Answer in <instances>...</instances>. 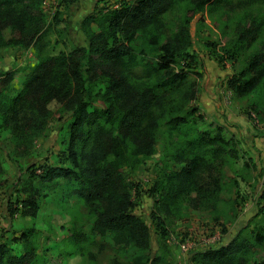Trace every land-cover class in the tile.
<instances>
[{
    "label": "trees",
    "instance_id": "obj_1",
    "mask_svg": "<svg viewBox=\"0 0 264 264\" xmlns=\"http://www.w3.org/2000/svg\"><path fill=\"white\" fill-rule=\"evenodd\" d=\"M216 1L184 0L180 27L171 31L164 19L177 0H122L115 7L89 12L81 22L88 44L39 57L19 93L1 109L4 123L14 126L13 114L20 106L23 114L25 106L29 107L37 117L31 122L33 129L47 124L49 101L59 100L71 109L66 146L58 162L42 164L39 171L33 168L30 173L42 185L63 181L66 196L86 203L95 229L108 233L118 248L134 251L130 264H160L161 256L150 252V226L133 210L123 167L135 168L151 157L159 131L166 138L175 137L169 155L180 167L162 169L147 190L157 193L156 207L167 211L181 199L192 201V190L197 201L210 200L219 182L213 169L221 171L222 163L238 155L232 136L200 129L197 108L176 102L188 73L172 64L178 58H189L188 68L194 64L195 55L188 50V24L194 13ZM34 10L26 0H0V47L26 46L39 39L44 19ZM263 22L264 14L253 20L251 28L243 29L229 47H223V52L235 59L258 36ZM92 23L99 26L98 31L92 30ZM213 57L220 61L223 55ZM140 65L145 68L143 74L135 73ZM263 73L261 50L232 74L229 87L239 95L251 93ZM188 97H194L193 91ZM260 97L264 101V96ZM262 101L250 104L261 119ZM21 132L19 128L17 140L22 138ZM40 196V190L34 188L23 198L16 196L15 202L35 213ZM9 205L11 213L18 208ZM151 216L157 220L162 240L166 236L164 220L154 211ZM22 235L27 238L26 233ZM263 241L264 227L256 225L249 235L238 232L225 244L197 251L193 264H249L255 246ZM35 254L30 249L11 253L5 243L0 244V264H30ZM252 264H264V258Z\"/></svg>",
    "mask_w": 264,
    "mask_h": 264
},
{
    "label": "rangeland",
    "instance_id": "obj_2",
    "mask_svg": "<svg viewBox=\"0 0 264 264\" xmlns=\"http://www.w3.org/2000/svg\"><path fill=\"white\" fill-rule=\"evenodd\" d=\"M26 1L35 8V15L41 12L44 19L39 39L26 46L0 47V244L5 243L15 254L32 250L36 254L30 264H130L134 251L118 248L108 233L95 229L88 206L77 197L66 196L63 181L42 185L30 173L33 168L39 171L42 164L58 162L66 146L71 109L59 100L49 101L48 122L37 129L31 127L37 118L35 111L27 106L26 113L20 106L13 114L14 126L6 125L1 113L5 102L19 93L39 57L87 45L81 28L84 16L98 8L115 7L122 0ZM183 2L177 0L166 13L167 31L180 27ZM263 14L264 0H217L194 13L188 24V50L195 55L194 64L188 68L189 58H178L172 64L188 73L176 102L195 106L200 129L211 133L220 130L232 136L238 147V155L222 163L221 171L213 169L219 182L210 200L197 201L192 190V201L181 199L167 211L156 207L157 193L147 190L162 169L169 171L181 165L169 155L175 137L166 138L161 131L156 134V150L151 157L135 168L125 165L122 169L123 180L132 193L133 210L149 224L150 252L161 256L160 264H193L197 251L225 244L238 232L249 235L256 225L264 227V210L260 209L264 206V115L259 118L250 107L251 102L262 101L264 73L258 87L245 95L236 94L228 84L248 58L264 50V22L258 36L235 59L223 52V47H229ZM91 28L99 30L96 23ZM213 55L223 58L218 61ZM145 72L144 66L135 68L137 74ZM191 91L193 98L188 97ZM19 128L22 138L17 140ZM34 188L41 196L35 213H31L16 203L15 197L23 198ZM9 204L17 205L14 213ZM152 211L164 220L166 236L162 240ZM262 258L264 241L255 246L249 264Z\"/></svg>",
    "mask_w": 264,
    "mask_h": 264
}]
</instances>
